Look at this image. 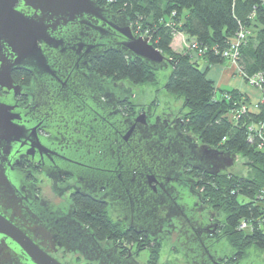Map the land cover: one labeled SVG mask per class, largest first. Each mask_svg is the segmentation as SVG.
Segmentation results:
<instances>
[{
  "label": "flooded vegetation",
  "instance_id": "1",
  "mask_svg": "<svg viewBox=\"0 0 264 264\" xmlns=\"http://www.w3.org/2000/svg\"><path fill=\"white\" fill-rule=\"evenodd\" d=\"M39 44L44 46L43 42ZM100 57L88 55L86 63H78L77 74L83 71L88 78L108 80L109 88L99 89L85 77L84 100L61 101L60 90L55 86L51 90L46 72L34 66L11 71L12 80L19 86L17 91L0 86V100L12 107L14 119L36 127L46 144L54 136L63 143L61 150L66 151L63 158L20 153L12 167L24 179L19 180L21 194L23 199L38 201L39 209L14 214L7 210L13 202L7 203L8 196L0 194L2 209L61 264H264V250L255 246L241 250L228 243L222 214L206 200L202 187L205 176L227 169L211 174L186 164L180 177L168 186L153 182L160 199H145L144 195L131 198L124 188L120 196L119 191L110 188L112 184L87 182L82 175L86 164L80 147L86 146L82 138L88 137L86 122L89 126L98 120L99 106L104 109L113 102L117 113L126 119L146 113L148 124L165 120L195 137L184 129L183 110L174 113L170 107H160L155 99L148 104L138 102L141 85L101 76L94 68ZM114 86L117 99L112 98ZM62 113L65 118L61 125L52 122L53 116ZM82 119L88 120L80 124ZM55 129L58 137L53 135ZM75 144L80 146L69 149ZM0 256V264H28L17 258L8 261L4 249Z\"/></svg>",
  "mask_w": 264,
  "mask_h": 264
},
{
  "label": "water",
  "instance_id": "2",
  "mask_svg": "<svg viewBox=\"0 0 264 264\" xmlns=\"http://www.w3.org/2000/svg\"><path fill=\"white\" fill-rule=\"evenodd\" d=\"M39 42H43L46 51ZM108 51L140 59L156 70L170 64V58L149 37L135 33L124 15L102 6L98 0H0V86L17 91L19 86L12 80L11 71L19 66H34L46 72L49 80L46 84L51 90L54 86L60 90L61 101L84 100L82 85L87 76L83 71L80 76L77 74L78 63H86L88 55L100 57ZM88 79L99 89L109 88L108 80ZM113 88L112 98H116L117 86ZM98 108V120L89 126L88 119L80 122L87 123L88 137H82L86 146L80 150L86 164L82 175L89 183L112 184L110 188L119 191L120 196L124 188L131 198L144 195L145 199H160L162 196L153 182L168 186L180 177L186 164L211 174L234 167L235 155L202 144L195 135L193 138L184 134L165 120L148 124L146 113L126 119L117 113L113 102L104 109ZM11 110V106L0 100V194L8 196L7 203L13 202L7 205V210L21 214L22 210H38L39 205L36 200L23 199L19 180L24 179L12 167L16 157L27 152L30 156L38 153L48 158H63L66 151L61 150L63 143L54 136L46 144L36 127L14 119ZM64 118L63 113L57 114L52 122L61 125ZM53 135L59 136L56 129ZM2 249L7 251L8 261L17 258L27 260L28 264H61L15 224L0 205Z\"/></svg>",
  "mask_w": 264,
  "mask_h": 264
},
{
  "label": "trees",
  "instance_id": "3",
  "mask_svg": "<svg viewBox=\"0 0 264 264\" xmlns=\"http://www.w3.org/2000/svg\"><path fill=\"white\" fill-rule=\"evenodd\" d=\"M98 1L124 15L135 33L149 37L170 58L171 73L164 89L182 99L184 129L202 144L246 159L247 175L231 171L206 175L202 187L212 209L224 214L228 243L241 250L250 246L264 250V101L251 108L240 91L218 89L202 67V61L231 62L224 51L243 31L236 66L246 80L262 75L264 89V0ZM178 32L196 42L203 55L174 51ZM94 68L101 76L134 86L158 83V70L117 51L97 59ZM242 222L246 228L240 227Z\"/></svg>",
  "mask_w": 264,
  "mask_h": 264
},
{
  "label": "rangeland",
  "instance_id": "4",
  "mask_svg": "<svg viewBox=\"0 0 264 264\" xmlns=\"http://www.w3.org/2000/svg\"><path fill=\"white\" fill-rule=\"evenodd\" d=\"M138 35L139 32H136ZM183 33H177L175 35L174 41L172 43V48L176 52H191L190 49L191 46V40H188ZM171 73V66L168 68L160 69L156 72L158 83L156 85H150V84H144L141 85L140 89L138 90V102L142 103H149L152 99H157L160 104L158 105L162 108H165L166 106H171V109L176 113L177 111L182 110V104L183 101L181 98H178L174 95L168 94L165 89L164 85L167 81V78L169 77V74ZM246 161L245 158H243L240 154L235 156V163L234 167L232 169H229L228 171H231L236 174L240 175H247L248 168L245 166L244 162ZM221 218L223 219L224 214L221 213Z\"/></svg>",
  "mask_w": 264,
  "mask_h": 264
},
{
  "label": "crops",
  "instance_id": "5",
  "mask_svg": "<svg viewBox=\"0 0 264 264\" xmlns=\"http://www.w3.org/2000/svg\"><path fill=\"white\" fill-rule=\"evenodd\" d=\"M202 67L207 69L208 78L214 81L218 89H236L240 91L245 97L249 98L251 108L257 109V104L264 101V89L261 90L248 83L237 66L228 60L217 64H208L206 61H202ZM261 127L264 128V123Z\"/></svg>",
  "mask_w": 264,
  "mask_h": 264
},
{
  "label": "built area",
  "instance_id": "6",
  "mask_svg": "<svg viewBox=\"0 0 264 264\" xmlns=\"http://www.w3.org/2000/svg\"><path fill=\"white\" fill-rule=\"evenodd\" d=\"M243 37H244V32L242 31L238 38L236 39V41L232 44V46L230 47V49L224 51V56L228 57L229 60L232 62V64H234L236 66V58L238 55V47L241 43V41H243ZM190 49L193 51V54L196 57H200L203 55L204 51L203 49L196 43V42H191V46ZM248 82L252 85L255 86L259 89L262 88V82H263V78L262 75H254L251 76L249 78H247ZM246 107H243V110H245ZM255 129L253 126L250 127V130ZM241 228H246L247 225L245 222H242Z\"/></svg>",
  "mask_w": 264,
  "mask_h": 264
}]
</instances>
